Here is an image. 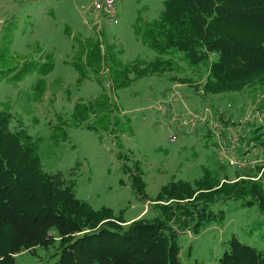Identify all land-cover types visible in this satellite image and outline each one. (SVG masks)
Returning <instances> with one entry per match:
<instances>
[{"label":"rangeland","instance_id":"374dc122","mask_svg":"<svg viewBox=\"0 0 264 264\" xmlns=\"http://www.w3.org/2000/svg\"><path fill=\"white\" fill-rule=\"evenodd\" d=\"M8 1L0 0V109L9 110L11 130L22 128L39 140L43 171L71 184L75 198L94 210L108 208L115 218L129 222L157 216L159 210L151 200L171 183L193 186L201 179L235 182L242 174L248 178L241 179L264 185L263 172L258 177L259 168L242 172L219 161L207 127L215 123L197 124L202 138L196 133L185 135L182 130L190 126L184 124L177 129L178 120L171 121L170 109L164 115L150 107L178 85L182 104L175 108L177 114H181L183 105L197 110L205 105L215 114L220 112L219 120L228 124L240 121L248 109L264 113V86L205 95L202 85L206 67L190 66L176 51L160 56L141 42L134 24L157 20L163 0H114L112 20L100 13L102 0ZM87 38H97L109 46L122 65L161 57L169 60V68L117 90L112 78L104 73L107 68L103 67L100 74L84 68L81 74L74 66L78 46ZM185 79L190 82L183 83ZM102 94L115 106L116 133L103 131L94 124V117L86 122L94 127L78 126L72 116L77 102L86 104ZM56 127H61L63 139L53 137ZM170 131L178 135L173 143L169 141ZM259 134H263L260 139L251 141L261 147L264 117L246 126L249 139ZM123 164L141 174L147 201L132 189ZM240 203L229 200L211 206L213 213L222 212V220L211 222L196 235L180 230L177 242L181 264H219L232 238L264 255V214ZM53 251L38 248L34 253L22 252L15 256V264H53Z\"/></svg>","mask_w":264,"mask_h":264},{"label":"trees","instance_id":"16d2710c","mask_svg":"<svg viewBox=\"0 0 264 264\" xmlns=\"http://www.w3.org/2000/svg\"><path fill=\"white\" fill-rule=\"evenodd\" d=\"M134 32L160 56L176 51L185 56L190 66L206 67L202 85L205 95L264 86V0H163L159 18L135 23ZM105 46L97 38L81 41L74 66L81 74L84 68L93 74L107 68L104 73L112 78L117 90L140 78L162 73L170 65L161 57L148 63L135 60L122 65L111 48ZM39 81L43 83L42 78ZM112 107L114 104L102 94L86 104L77 102L72 116L78 126L92 128L98 123L103 131L116 133L118 121ZM91 117L95 118V125L87 126ZM10 122L11 114L3 107L0 264H15L16 255L34 253L38 248L54 249L53 264H181L177 234L184 230L196 235L211 222L221 221L222 212L213 213L211 206L234 200L240 201L241 207L254 206L264 214L261 182L201 179L193 186L184 182L163 186L151 200L159 210L152 219L119 220L112 210H94L75 198L71 184L47 175L38 155L39 140L22 128L11 130ZM52 135L63 139L64 133L56 127ZM261 135L250 140L260 139ZM260 145L264 153V139ZM124 164L123 172L131 178L132 189L145 199L141 174ZM219 264H264V255L232 238Z\"/></svg>","mask_w":264,"mask_h":264},{"label":"built area","instance_id":"2783aa9c","mask_svg":"<svg viewBox=\"0 0 264 264\" xmlns=\"http://www.w3.org/2000/svg\"><path fill=\"white\" fill-rule=\"evenodd\" d=\"M99 10L102 15L112 20L115 13L114 0H102ZM164 99L166 101H163ZM180 104H182V94L179 91V86L175 85L172 87L171 91L155 101L150 107L152 109L161 110L164 115H167L168 109H170L172 113L170 117L171 121L178 120L179 128L177 129H180L184 124L190 126V128L185 130L181 129L185 135H190L194 133L198 127H201L197 126V124L208 122L209 125H213L215 123L213 126L207 127L210 129L211 137L214 140L213 145L216 147L215 150L218 154L219 161L242 172L259 168L258 177H260L264 170V153L261 147L257 146L255 142H252L246 137L245 131L247 124L262 121L264 117L262 110L248 109L240 121H230L228 124H225L223 120H219L218 115H221V113L217 112L215 114V110H212V108L208 106H204L200 110H197L183 105L181 114H177L175 108ZM178 115L185 117H178ZM177 137L178 135L176 133L170 131V143L175 142ZM241 178H248V176L241 174L239 179Z\"/></svg>","mask_w":264,"mask_h":264},{"label":"crops","instance_id":"0c3cea01","mask_svg":"<svg viewBox=\"0 0 264 264\" xmlns=\"http://www.w3.org/2000/svg\"><path fill=\"white\" fill-rule=\"evenodd\" d=\"M8 2H10V0L8 1ZM173 87V86H172ZM168 92H166V94H167ZM165 94V95H166ZM165 95H163V96H165ZM163 96H161L160 98H162ZM205 105H203V107H204ZM190 108H194V109H198V107H190ZM202 108V107H201ZM201 108H199V109H201ZM199 128V127H198ZM198 131H201V130H198ZM194 133H196L197 134V136L198 137H200V138H202L204 135H202L201 134V132H197V130H195V132ZM213 145V144H212Z\"/></svg>","mask_w":264,"mask_h":264}]
</instances>
